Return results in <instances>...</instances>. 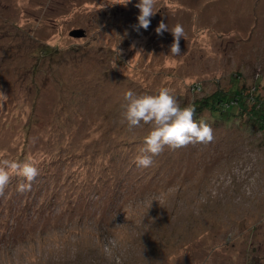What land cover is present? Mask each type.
Masks as SVG:
<instances>
[{"label":"rangeland","instance_id":"obj_1","mask_svg":"<svg viewBox=\"0 0 264 264\" xmlns=\"http://www.w3.org/2000/svg\"><path fill=\"white\" fill-rule=\"evenodd\" d=\"M137 3L0 0V159L39 172L0 196V264H264V130L247 113L205 109L214 140L148 168L151 125L122 123L128 90L264 99V0H157L138 31ZM161 22L183 26L179 56Z\"/></svg>","mask_w":264,"mask_h":264},{"label":"clouds","instance_id":"obj_2","mask_svg":"<svg viewBox=\"0 0 264 264\" xmlns=\"http://www.w3.org/2000/svg\"><path fill=\"white\" fill-rule=\"evenodd\" d=\"M131 0H126V4ZM157 0H139L135 5L140 10L138 25L134 26L147 30L150 26V18L155 14ZM170 31L174 42L170 47V53L175 56L181 54L180 40L184 38V28L176 24L171 30L168 25L161 22L156 29L157 34ZM140 52H137V54ZM8 96L0 92V107L7 102ZM127 102L122 113V123L126 121L127 130L132 132L141 124L151 125L150 133L145 137L144 147L140 149L141 155L135 158V164L140 168H148L153 164L155 156L161 154L165 147L176 150L189 144L211 143L214 140V130L205 120L194 119L196 109L189 104L181 108L172 89L162 87L156 94L137 95L132 90L124 94ZM16 174L25 178L26 182L18 185L17 191L21 194L30 191L33 181L39 172L36 161L28 157L24 162L8 159H0V196H4L5 188L10 180V175ZM151 208V207H150Z\"/></svg>","mask_w":264,"mask_h":264},{"label":"trees","instance_id":"obj_3","mask_svg":"<svg viewBox=\"0 0 264 264\" xmlns=\"http://www.w3.org/2000/svg\"><path fill=\"white\" fill-rule=\"evenodd\" d=\"M248 93L244 94L243 90L239 89L237 86L229 92L216 90L212 95H209L200 101V104L195 108L196 112L194 119L199 118L200 116L198 115H200L205 109L213 112L221 109L224 104L236 107V110H239L240 113H247L249 115L247 121H250L251 124L259 130H264V99L258 96V94L256 95L251 92ZM230 102H232V104H229ZM235 115L236 114H234L233 117ZM19 181L20 179L17 180L16 176L15 182L18 183Z\"/></svg>","mask_w":264,"mask_h":264},{"label":"water","instance_id":"obj_4","mask_svg":"<svg viewBox=\"0 0 264 264\" xmlns=\"http://www.w3.org/2000/svg\"><path fill=\"white\" fill-rule=\"evenodd\" d=\"M71 35L74 37H84L86 33H85V30L83 29H76L71 32Z\"/></svg>","mask_w":264,"mask_h":264},{"label":"built area","instance_id":"obj_5","mask_svg":"<svg viewBox=\"0 0 264 264\" xmlns=\"http://www.w3.org/2000/svg\"><path fill=\"white\" fill-rule=\"evenodd\" d=\"M199 88H201V87L199 86Z\"/></svg>","mask_w":264,"mask_h":264}]
</instances>
